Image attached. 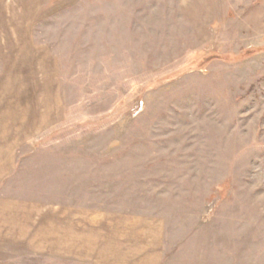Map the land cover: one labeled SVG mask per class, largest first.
I'll use <instances>...</instances> for the list:
<instances>
[{
    "label": "rangeland",
    "instance_id": "rangeland-1",
    "mask_svg": "<svg viewBox=\"0 0 264 264\" xmlns=\"http://www.w3.org/2000/svg\"><path fill=\"white\" fill-rule=\"evenodd\" d=\"M0 264H264V0H0Z\"/></svg>",
    "mask_w": 264,
    "mask_h": 264
}]
</instances>
